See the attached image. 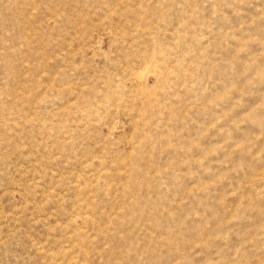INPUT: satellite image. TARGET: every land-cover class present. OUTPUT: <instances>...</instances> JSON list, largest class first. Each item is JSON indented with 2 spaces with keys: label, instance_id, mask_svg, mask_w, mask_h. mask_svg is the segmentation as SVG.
Instances as JSON below:
<instances>
[{
  "label": "rangeland",
  "instance_id": "374dc122",
  "mask_svg": "<svg viewBox=\"0 0 264 264\" xmlns=\"http://www.w3.org/2000/svg\"><path fill=\"white\" fill-rule=\"evenodd\" d=\"M0 264H264V0H0Z\"/></svg>",
  "mask_w": 264,
  "mask_h": 264
}]
</instances>
